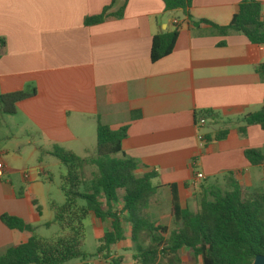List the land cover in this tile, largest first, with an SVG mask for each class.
<instances>
[{
	"label": "crops",
	"instance_id": "crops-1",
	"mask_svg": "<svg viewBox=\"0 0 264 264\" xmlns=\"http://www.w3.org/2000/svg\"><path fill=\"white\" fill-rule=\"evenodd\" d=\"M111 2L0 0V40L5 43L0 44V93L31 94L17 104L14 115L0 113V218L9 214L36 228L41 218L38 196L44 184L26 180L3 146L18 139L2 128L15 118L24 121L26 135L12 150L17 160L23 159V146L33 157L52 156L54 146L78 154L79 144L87 152L86 142L96 140L98 125L126 127L122 150L138 162L139 174L158 176L153 183L160 188L148 211L162 212L166 204L171 220L172 186L182 206L195 204L192 211L203 188L225 189L231 173L242 187L264 191V169L245 157L246 149H264V130L253 125L240 133L242 118L264 103V80L257 71L264 64V45L242 34L220 36L191 26L199 20L228 25L242 0H193L190 18L182 9L167 10L162 0H128L125 6L116 0L103 22L85 23ZM176 26L173 52L153 63L154 37ZM206 112L213 119L206 117L201 126L197 120ZM210 123L230 129L227 137L214 140L217 132L204 131ZM36 170L37 175L46 172ZM16 175L27 188H17ZM162 193L167 202L160 200ZM30 236L8 229L0 219V257Z\"/></svg>",
	"mask_w": 264,
	"mask_h": 264
},
{
	"label": "trees",
	"instance_id": "trees-1",
	"mask_svg": "<svg viewBox=\"0 0 264 264\" xmlns=\"http://www.w3.org/2000/svg\"><path fill=\"white\" fill-rule=\"evenodd\" d=\"M162 1L167 10L182 9L191 17L188 11L193 0ZM115 2L112 0L102 14L87 18L85 23L103 22ZM123 2L125 6L128 0ZM191 26L194 30L207 27L212 34L220 36L242 34L252 44L264 45V5L256 0H242L228 25L199 20L192 21ZM178 36V26L172 32L155 36L151 61L155 63L169 56ZM0 44L5 43L0 40ZM257 71L264 80V64ZM30 95L28 92L0 93V113L14 115L17 104ZM206 117L213 119L212 114L206 112L197 122ZM242 121L245 123L240 128L242 135L246 134L248 126L257 125L264 130V103L259 111L245 115ZM229 130H220L214 140L225 139ZM126 137V127L112 130L98 125L95 157L83 158L58 146L52 148L50 154L66 168L61 185L65 203L62 206L51 204L54 216L45 226L57 225L65 235L53 240L39 237L35 234L36 227L19 217L3 214L0 219L8 229L29 232L31 236L26 242L9 247L0 257V264H69L76 260L85 264L103 254L105 264H123V257H114L112 248L126 240V225L130 226L134 258L139 264H159L161 257L168 258L170 264L181 263L185 250L195 260L201 259L202 264H252L257 256L264 255V191L242 187L231 173L225 189L203 188L197 198V209L192 211L180 204L172 186L173 227L155 224L147 210L156 202L160 186L153 181L158 176L154 172L139 174L138 162L122 150ZM206 139L211 141L210 136ZM245 157L252 166L264 169V149H246ZM88 164L97 168L90 178L85 171ZM22 196L19 192L18 197ZM37 210L40 212L39 207ZM89 217L109 224L94 255L82 250L84 221Z\"/></svg>",
	"mask_w": 264,
	"mask_h": 264
},
{
	"label": "rangeland",
	"instance_id": "rangeland-1",
	"mask_svg": "<svg viewBox=\"0 0 264 264\" xmlns=\"http://www.w3.org/2000/svg\"><path fill=\"white\" fill-rule=\"evenodd\" d=\"M13 120V119H9ZM24 121L15 118V123L11 125H6L5 123H2V128L5 132V134L9 135L11 132L17 135L18 139L14 141H5L3 142V146H6L10 150V160L13 162L14 167L21 171H27L30 172V178L33 180H37V182H40L41 184H44L43 189L39 192V201L41 208V218L39 225H37V229L35 234L39 237L53 240L59 237H62L65 235L64 232L57 226L52 225L50 227H46L45 224L53 219V211L51 210V204H57L58 206H62L65 203V196L61 189L62 185V178L66 174V168L64 165L55 157L50 155H43L42 157L39 155H36L35 157L31 156V149L27 146H23L22 149V155L23 159L17 160L13 158L12 150H15L17 148V144H23V141L26 139V135L23 131L24 127ZM223 129V126L218 123H210L208 124L207 128L204 130L205 132H211L215 133ZM79 147L75 148L77 149V155L84 157V158H92L95 157V146H96V140L87 141L86 142V148L87 152H82V147L78 144ZM18 149V148H17ZM36 169H44L46 172L42 175H37ZM41 171V170H39ZM86 176L90 178L93 173L97 171V168L93 165L88 164L85 167ZM17 188H20L21 181L20 176L16 175L13 177ZM23 187L27 188V184ZM122 194V192H121ZM166 194L162 193L160 195V200L166 201ZM80 205H83L82 202H80ZM191 209H195V204L190 203ZM149 210V209H148ZM148 217L151 220V222L155 224H164L170 228L173 227V222L169 217V211L167 209L166 204H163L162 206V212L154 213L153 211H148ZM84 227H85V237H84V245H83V252L87 255H94L96 253L97 248L100 245V238L102 237L104 231L107 228L106 223H100L97 220H95L93 217H89L84 221ZM125 235L126 240L124 242H121L119 245H117L114 248V251L112 255L114 257H123V264H139L135 258V244L132 242L130 238V226H125ZM149 243V241H146V244ZM104 254L101 255L100 258H97L101 264H105V260L103 259ZM182 262L175 264H202L201 259H194L190 252L183 251L182 252ZM94 259L91 258L88 261H92ZM73 262V261H72ZM82 262L80 261L79 264ZM159 264H170L168 258L161 257L159 260Z\"/></svg>",
	"mask_w": 264,
	"mask_h": 264
},
{
	"label": "built area",
	"instance_id": "built-area-1",
	"mask_svg": "<svg viewBox=\"0 0 264 264\" xmlns=\"http://www.w3.org/2000/svg\"><path fill=\"white\" fill-rule=\"evenodd\" d=\"M206 123H207V120L205 118H203V119L200 120L199 125L204 126ZM199 141H200L201 145H204V138L202 136L199 137ZM195 165H196V162L193 163V166H195ZM22 174H23V177L26 180H29L30 172L23 171ZM197 178L201 179V178H203V175L202 174H197ZM98 258H100V256ZM85 264H94V262L93 261H88Z\"/></svg>",
	"mask_w": 264,
	"mask_h": 264
},
{
	"label": "water",
	"instance_id": "water-1",
	"mask_svg": "<svg viewBox=\"0 0 264 264\" xmlns=\"http://www.w3.org/2000/svg\"><path fill=\"white\" fill-rule=\"evenodd\" d=\"M252 264H264V255L257 256Z\"/></svg>",
	"mask_w": 264,
	"mask_h": 264
}]
</instances>
